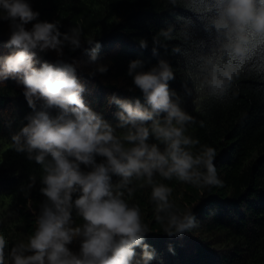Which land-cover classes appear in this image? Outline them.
Returning a JSON list of instances; mask_svg holds the SVG:
<instances>
[{"label": "clouds", "instance_id": "9594fccd", "mask_svg": "<svg viewBox=\"0 0 264 264\" xmlns=\"http://www.w3.org/2000/svg\"><path fill=\"white\" fill-rule=\"evenodd\" d=\"M167 4L193 14L178 16V26L170 24L152 37L154 55L176 41L171 52L178 55L177 66L160 59L146 70L143 60H131L127 75L143 102L112 94L108 102L119 109L113 125L86 103L79 61L63 58L65 48L82 49L92 65L89 75L105 74L109 65L98 62L101 42L85 38L80 25L62 32L59 20H40L31 0H0V20L10 28L5 46L12 49L0 56V83L17 80L33 109L28 123L11 136V147L40 166L44 197L26 241L15 242L5 255L8 241L0 235V264H153L157 250L146 242L152 229L139 204L130 202L137 190L148 187L164 234L180 236L198 227L195 212L179 207L173 187L155 177L201 192L223 187L216 149L188 134L204 121L183 106L184 99L207 109L236 95L239 81L253 72L264 78V69L253 63L258 46L264 45V0ZM139 44L146 49L149 41L141 38ZM50 50L59 59L40 63L38 52ZM178 73L183 96L169 84ZM29 181L21 188L26 198L36 175ZM74 242L78 250L71 247ZM169 251L175 254L171 245Z\"/></svg>", "mask_w": 264, "mask_h": 264}, {"label": "trees", "instance_id": "16d2710c", "mask_svg": "<svg viewBox=\"0 0 264 264\" xmlns=\"http://www.w3.org/2000/svg\"><path fill=\"white\" fill-rule=\"evenodd\" d=\"M31 4L40 12V20H59L62 32L80 25L85 38L101 42L98 62L109 65L105 74L89 75L92 65L82 49L71 52L65 48L63 58L79 61L77 76L85 85L86 103L113 125L118 122L119 109L108 102L112 94L143 102L142 92L127 75L129 62L141 59L146 70L160 59L177 66L178 55L171 52L176 41L154 55L152 37L161 28L177 24L178 16L193 15L183 7L169 8L167 0H31ZM9 34L8 22L0 20V56L12 52L5 46ZM141 38L148 39V48L140 46ZM254 55L253 63L264 69V45ZM37 58L40 63L59 59L54 50L38 52ZM169 84L184 95L182 75L178 73ZM183 106L204 121L203 127L198 123L191 126L188 134L216 149L215 164L224 184L201 192L176 180L155 177L173 187L174 202L191 208L198 218V227L192 232L173 237L164 234L155 220L151 188L133 194L130 202L139 204L152 229L146 242L157 250L153 264H264V78L253 72L239 81L236 95L207 109L190 97H185ZM32 113L23 85L11 78L0 83V235L8 241L5 255L15 242L26 241L34 231L35 212L44 199L39 192L40 166L11 147V136L28 123ZM33 174L37 183L26 198L21 188ZM170 245L175 254L169 251ZM71 247L78 250V242Z\"/></svg>", "mask_w": 264, "mask_h": 264}]
</instances>
